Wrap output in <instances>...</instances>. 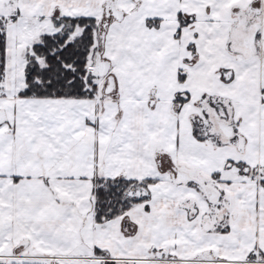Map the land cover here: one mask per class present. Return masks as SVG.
<instances>
[{
    "label": "snow or ice",
    "instance_id": "6c2138e0",
    "mask_svg": "<svg viewBox=\"0 0 264 264\" xmlns=\"http://www.w3.org/2000/svg\"><path fill=\"white\" fill-rule=\"evenodd\" d=\"M0 264H264V0H0Z\"/></svg>",
    "mask_w": 264,
    "mask_h": 264
}]
</instances>
